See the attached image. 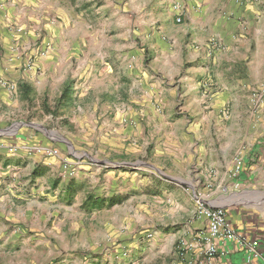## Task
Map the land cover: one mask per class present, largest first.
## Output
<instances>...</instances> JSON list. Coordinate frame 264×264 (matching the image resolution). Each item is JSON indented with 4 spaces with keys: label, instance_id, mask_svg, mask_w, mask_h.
Instances as JSON below:
<instances>
[{
    "label": "rangeland",
    "instance_id": "rangeland-1",
    "mask_svg": "<svg viewBox=\"0 0 264 264\" xmlns=\"http://www.w3.org/2000/svg\"><path fill=\"white\" fill-rule=\"evenodd\" d=\"M15 1L16 8L10 9L0 0V26L15 34L13 51L25 61L22 73L15 75L18 69L6 71L0 60V78L3 75L9 84L0 89L8 95L0 98V141L20 147L8 141L24 135L33 151L50 152L47 159L55 165L35 178L19 160V166L24 165L14 177L17 182L12 179L8 185L22 191L1 195L9 198L0 201V264H172L178 238L197 220L198 199L264 219V186L220 187L216 167L202 175L188 160L196 156L189 139L172 135L170 120L157 121L147 130L142 122L145 136L153 135L149 146L138 140L137 123L131 120V142L125 149L117 143L122 126L119 104L141 99L128 91L119 95L120 85L126 80L128 87L135 79L124 58L129 63L139 48L148 59L135 26L142 27L154 2L143 12V0ZM31 28L33 34L28 33ZM45 36L63 46V64L46 66L41 76ZM0 40L2 59L6 49L3 37ZM94 42L98 43L92 50ZM263 92L259 89L251 96L248 115L254 129L247 139L237 140L230 152L232 162L250 152L255 134L264 143V103L259 101ZM128 115L129 120L135 118L134 113ZM22 151L26 150L0 155L19 156ZM263 151H256V156H264ZM208 156L214 164L216 155ZM38 186L45 187L39 199L33 194ZM113 197L121 203L94 206L96 200Z\"/></svg>",
    "mask_w": 264,
    "mask_h": 264
},
{
    "label": "crops",
    "instance_id": "crops-1",
    "mask_svg": "<svg viewBox=\"0 0 264 264\" xmlns=\"http://www.w3.org/2000/svg\"><path fill=\"white\" fill-rule=\"evenodd\" d=\"M6 1L10 9L16 8L15 0ZM34 1L29 0V3ZM143 1V12L147 4L154 2V5L147 11L145 16H148V19L143 21L142 27L135 26L138 30H135V36L142 40L141 45L145 47L148 59H144L143 49L139 48L136 49L137 55L131 56L129 63L125 56L127 68L130 72L135 71V79H130L128 87L125 80L126 83H122L124 86L120 85L122 90L119 92L122 97L126 96L128 91L129 95L134 94L141 99L129 104L124 100L119 104V122L122 126L119 128L117 143L125 149L128 142H131L128 129L132 120L137 123L136 128L139 130L134 134L139 137L138 140L142 139L143 143L149 146L152 144L153 135L145 136L141 129L142 122L145 124L144 130H147L153 128L157 121L166 122L168 119L175 129L172 135L189 139V144L193 147L191 150L196 156H188V160L198 165L202 175L207 174L211 167H216L220 187L238 184L250 188L255 183L264 186V156H256V151H263L260 145L264 146V143L257 141L260 138L258 134H255L250 152H243L240 157L243 169L239 177H229V171L234 165L230 156L231 149L239 143L237 140L240 138L247 139L249 131L254 129L248 115H252L251 96L259 89L264 90V0ZM176 4L181 7L180 23L176 22L179 14L173 9ZM23 10L26 8H22L21 12ZM6 16L9 20L11 13L8 11ZM52 25L54 26L53 22ZM28 33L33 34L32 28ZM14 35L5 30L4 26H0V39L3 37L6 49L5 58L0 60L8 69L6 71L17 68L15 75H20L25 60L22 61L13 51L16 47ZM48 37L45 36L44 44L50 45L49 52L40 58V64L43 61L44 66L41 76L46 75V66L63 64V46ZM97 43L94 42L90 46L92 50L96 48ZM75 46L74 51H78L79 44L76 43ZM1 47L3 46L0 40V54ZM131 47L133 49L136 45ZM10 52L12 54H9ZM75 55L77 57V54ZM1 77L4 78L3 75ZM134 90H138L137 93H134ZM3 93L0 98L8 96L6 91ZM83 95L85 93L81 94ZM132 113L135 118L130 117L129 120L128 114ZM8 142L25 146L27 151H22L19 156L0 155V196L5 192L15 196V192L22 191L14 185H8L21 171L24 165L22 163L19 166L21 160L27 163L26 168H29V173L35 178L45 175L49 171L46 168L48 165H55L51 160L48 161L45 154L33 151L35 147H32L30 140L24 135L16 136ZM174 151L184 152L179 148ZM210 153L216 155L214 164L207 161ZM174 157L177 159L184 156ZM50 169L54 170L52 167ZM14 182L17 180L14 179ZM44 190V186H38V190L33 189V194H37L39 199ZM241 191L243 192V188ZM6 198L9 196H1L0 201ZM222 208L225 209L224 206ZM226 212L238 231L259 242L264 255V219L244 216L237 210ZM203 227L204 223L196 220L188 231ZM219 249L220 256L215 260L209 261L196 254L191 256V263L264 264L256 260L249 263V253L232 242H220ZM172 264H181L176 248Z\"/></svg>",
    "mask_w": 264,
    "mask_h": 264
},
{
    "label": "built area",
    "instance_id": "built-area-1",
    "mask_svg": "<svg viewBox=\"0 0 264 264\" xmlns=\"http://www.w3.org/2000/svg\"><path fill=\"white\" fill-rule=\"evenodd\" d=\"M174 12L179 16L176 22H181V7L176 4L173 6ZM50 45L44 46L42 52L48 53ZM31 62H28L27 67L31 68ZM9 86L7 80L0 78V89ZM11 89L16 90V86H11ZM257 96V94H256ZM259 101L264 103V92L259 94ZM8 151L15 153L18 150H26L23 146H9L6 142L0 141V152ZM37 153L50 154L45 148H37ZM243 169V161L239 158L234 162L230 169V176L232 179L239 177ZM238 186V184H236ZM197 220L204 223V227L199 230L184 232L177 240V257L181 264H192L191 256L198 255L199 257L206 258L213 261L220 256L219 243L232 242L239 248L249 253L248 262L262 261L264 263V255L260 250V244L257 240L252 239L248 234L238 231L231 223L227 212L222 207H213L208 205L205 201L198 199Z\"/></svg>",
    "mask_w": 264,
    "mask_h": 264
},
{
    "label": "trees",
    "instance_id": "trees-1",
    "mask_svg": "<svg viewBox=\"0 0 264 264\" xmlns=\"http://www.w3.org/2000/svg\"><path fill=\"white\" fill-rule=\"evenodd\" d=\"M70 1H75V0H70ZM71 89H72V86H70V89L68 90L67 88H66V90L64 91V93H63V99H64V97L66 96L65 95V93L67 92V91H71ZM71 95L72 94H70L69 95V97H71ZM37 172V171H36ZM70 188V186H68V190H69V195H71L72 196V190L71 189H69ZM107 203V205L108 206H114V205H116V204H120L121 203V200H120V198H115V197H113V198H110L109 200H104V199H99V200H96V201H94V206H103V205H105Z\"/></svg>",
    "mask_w": 264,
    "mask_h": 264
}]
</instances>
